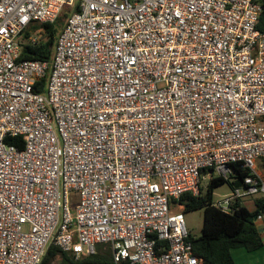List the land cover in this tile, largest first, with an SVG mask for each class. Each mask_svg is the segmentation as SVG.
<instances>
[{"label":"built area","instance_id":"obj_1","mask_svg":"<svg viewBox=\"0 0 264 264\" xmlns=\"http://www.w3.org/2000/svg\"><path fill=\"white\" fill-rule=\"evenodd\" d=\"M64 8L52 59H22L24 33ZM263 11L264 0H0V264H41L50 245L77 260L99 244L115 263L202 264L180 198L238 165L241 185L213 206L264 201ZM19 137L23 149L7 142ZM255 221L264 240V213Z\"/></svg>","mask_w":264,"mask_h":264},{"label":"trees","instance_id":"obj_2","mask_svg":"<svg viewBox=\"0 0 264 264\" xmlns=\"http://www.w3.org/2000/svg\"><path fill=\"white\" fill-rule=\"evenodd\" d=\"M70 9L64 8L54 24H33L22 38V59L50 61L54 52V44L58 34L64 28ZM258 30L264 33V11L260 16L257 26ZM38 37L37 44H30V36ZM41 84L42 86L44 85ZM8 143L24 148L22 138H9ZM236 181L233 185L240 186L247 172L237 165L235 167ZM226 181L217 178L212 179L210 184L200 189L199 196L186 194L178 201L185 212L204 210V221L202 235L193 237L190 241L193 244L194 254L201 260L202 264H236L232 255L233 250L245 249L247 252H256L264 248V240L258 231L255 217L264 213V201L259 199V207L253 211L241 203H237L231 213L223 212L213 206L214 189ZM59 260L63 264H129L128 261L115 263L113 250L111 254L104 255L96 250V253L84 255L75 259L73 255L62 252L58 247L50 245L41 264H53Z\"/></svg>","mask_w":264,"mask_h":264},{"label":"rangeland","instance_id":"obj_3","mask_svg":"<svg viewBox=\"0 0 264 264\" xmlns=\"http://www.w3.org/2000/svg\"><path fill=\"white\" fill-rule=\"evenodd\" d=\"M236 177L233 176L229 181H226L224 184L216 187L213 192V203H218L226 198H229L233 194L234 182ZM210 183L208 178L203 181V188H206ZM259 196H253L248 198H243L244 203L253 202L257 200ZM179 204V203H178ZM184 209V208H183ZM173 212H181L179 205H176L172 208ZM72 213H75V208L72 207ZM185 221L189 233L193 237H199L202 235L203 221H204V210L199 209L191 212H185L183 210ZM96 250L104 255L111 254V245L110 244H99L96 246ZM232 255L236 264H264V248L259 249L256 252L249 253L245 249H237L232 251ZM53 264H63L59 260H56Z\"/></svg>","mask_w":264,"mask_h":264},{"label":"crops","instance_id":"obj_4","mask_svg":"<svg viewBox=\"0 0 264 264\" xmlns=\"http://www.w3.org/2000/svg\"><path fill=\"white\" fill-rule=\"evenodd\" d=\"M245 204H246L245 206H246L249 210H251V211L254 210V208H253V202H248V203H245ZM181 210H184V209L182 208Z\"/></svg>","mask_w":264,"mask_h":264},{"label":"water","instance_id":"obj_5","mask_svg":"<svg viewBox=\"0 0 264 264\" xmlns=\"http://www.w3.org/2000/svg\"><path fill=\"white\" fill-rule=\"evenodd\" d=\"M255 220H256V217H255Z\"/></svg>","mask_w":264,"mask_h":264}]
</instances>
